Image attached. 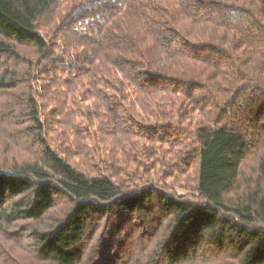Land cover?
Wrapping results in <instances>:
<instances>
[{
	"label": "trees",
	"instance_id": "16d2710c",
	"mask_svg": "<svg viewBox=\"0 0 264 264\" xmlns=\"http://www.w3.org/2000/svg\"><path fill=\"white\" fill-rule=\"evenodd\" d=\"M15 228L34 264H264V0H0Z\"/></svg>",
	"mask_w": 264,
	"mask_h": 264
},
{
	"label": "rangeland",
	"instance_id": "374dc122",
	"mask_svg": "<svg viewBox=\"0 0 264 264\" xmlns=\"http://www.w3.org/2000/svg\"><path fill=\"white\" fill-rule=\"evenodd\" d=\"M155 147L156 146H151V149H154ZM170 162V165L175 164L174 161L170 160ZM166 168L168 169V166ZM158 169L160 174L161 171H165L163 170L165 169L163 167ZM173 169L174 168H170L161 174L162 177L160 178V186L168 192L176 193L177 195L181 194L191 200H196V193L192 189L193 183L191 177L186 179L179 173H173ZM61 203L59 204L60 206H58V210L62 209L64 206ZM13 230H15L13 237H9L7 233L6 235L3 232H0V264H34L35 260L33 254L31 253L29 242L19 236L20 234L18 228L12 229L11 231ZM140 244L147 246V243L145 242L144 244L143 240L136 239L133 244L134 249L138 250V247L141 246ZM187 264H216V259L210 258L205 262L195 260Z\"/></svg>",
	"mask_w": 264,
	"mask_h": 264
}]
</instances>
